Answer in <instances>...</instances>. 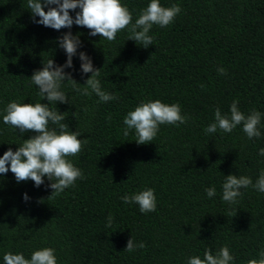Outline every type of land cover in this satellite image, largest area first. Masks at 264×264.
Returning a JSON list of instances; mask_svg holds the SVG:
<instances>
[{"label":"trees","instance_id":"obj_1","mask_svg":"<svg viewBox=\"0 0 264 264\" xmlns=\"http://www.w3.org/2000/svg\"><path fill=\"white\" fill-rule=\"evenodd\" d=\"M121 3L134 23L150 0ZM160 4H176L181 12L167 27L153 25V45L147 48L127 40V29L110 42L72 26L71 32L80 34L77 52L101 68L102 90L117 99L81 95L66 81L61 90L68 103L49 102L65 112L69 130L82 133L78 139H87L81 152L69 157L83 178L47 200L52 189L46 177L36 187L31 180L18 183L11 171L0 174V264L6 252L30 258L45 247L55 249L57 264H187L191 256L203 258L206 248L215 253L225 245L232 264H247L264 250V193L248 187L236 204L222 199L225 176L244 175L255 183L264 171L259 155L264 148V0ZM67 31L34 23L27 0H0V156L34 135L20 136L19 129L5 125L4 109L11 101L47 103L30 77L49 58L65 63L57 38ZM72 62L65 71L83 87L91 73L81 74L78 55ZM157 99L179 103L188 120L160 125L152 142L137 144L135 130L123 134V119L141 102ZM233 100L245 115L253 109L262 114L259 138L249 139L242 125L231 133H205L215 109L229 113ZM49 128L58 130L51 123ZM212 186L216 195L208 198L205 189ZM146 188L154 189L155 212L141 213L136 203L121 199ZM109 215L113 223L106 228ZM130 238L145 247L124 251Z\"/></svg>","mask_w":264,"mask_h":264},{"label":"clouds","instance_id":"obj_2","mask_svg":"<svg viewBox=\"0 0 264 264\" xmlns=\"http://www.w3.org/2000/svg\"><path fill=\"white\" fill-rule=\"evenodd\" d=\"M27 9L34 23L56 31L69 30L57 38L58 47L63 49L66 61L63 65H56L54 60L49 58L30 77L32 83L38 88L40 100H46L47 103L11 101L4 109L5 125H11L15 130L19 129L20 136L27 131L33 132L34 135L22 140L23 143L15 151L8 148L0 156V174L11 171L18 183L31 180L36 187L44 184L46 177L50 182L48 187L52 189L48 200L60 195L77 179L83 178L81 170L74 166L69 157L77 156L87 143V139H78L81 132L69 130L68 125L63 122L66 119L65 112H59L56 107L50 108L49 102H55V105L68 103L66 93L61 90L62 84L66 81L71 82L74 90L81 95L90 96L94 93L102 102L117 99L115 95L102 90L98 79L101 68H95L91 58L85 52H77L81 46L80 34L74 35L71 32L72 26L75 24L87 28L90 30V36L99 35L100 38L103 37L110 42L116 39L118 32L127 29L130 33L127 40H133L147 48L153 45L154 38L149 35L153 25L167 27L181 12V8L176 4L164 7L160 4V0H150L134 23L132 12L121 3V0H27ZM77 9L79 11H75ZM70 11H75L74 17L70 15ZM77 55L80 60L81 74L91 73L83 87H76L80 84L72 78L70 72L65 71L66 68L73 67L72 58ZM217 71L219 74H226L224 68H218ZM203 87L201 85V88ZM238 103V100H233L229 113H222L217 107L214 112V122L204 129L205 133L213 134L217 132V129L224 133H231L238 125H242V130L249 139L259 138L261 131L258 126L261 123L262 114L253 109L250 114L245 115L239 110ZM187 120L188 117L181 114L179 103L165 104L158 99L149 100L141 102L134 110L127 113L123 119V124L126 126L123 134L127 136L130 130H135V142L148 144L156 137L160 125L179 126L185 124ZM50 123L57 125L58 130L49 128ZM259 155L264 156V148L259 150ZM248 187L264 193V171H261L255 183L250 177L244 175L225 176L222 184L223 201L229 205L238 203V198L242 196L241 189ZM205 192L208 198L216 195L214 186L206 188ZM23 199L29 200L27 194H24ZM121 199L125 204L136 203L141 213L156 211V196L152 188H146L132 195L125 194ZM107 221L105 227L111 228L113 217L109 215ZM144 247L143 242L137 244L130 238L124 251L131 253L137 248ZM233 261L234 256L225 245L215 253L206 248L203 258L199 255L191 256L187 264H232ZM3 262L4 264H57V257L55 249L45 247L33 251L30 258H25L23 253L6 252L3 255ZM247 264H264V250L259 253V258H251Z\"/></svg>","mask_w":264,"mask_h":264}]
</instances>
